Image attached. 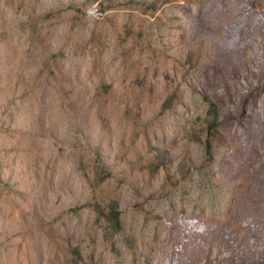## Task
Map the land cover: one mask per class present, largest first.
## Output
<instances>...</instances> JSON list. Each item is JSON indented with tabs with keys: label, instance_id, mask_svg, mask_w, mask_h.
<instances>
[{
	"label": "rangeland",
	"instance_id": "374dc122",
	"mask_svg": "<svg viewBox=\"0 0 264 264\" xmlns=\"http://www.w3.org/2000/svg\"><path fill=\"white\" fill-rule=\"evenodd\" d=\"M0 253L264 264V0H0Z\"/></svg>",
	"mask_w": 264,
	"mask_h": 264
},
{
	"label": "bare ground",
	"instance_id": "6f19581e",
	"mask_svg": "<svg viewBox=\"0 0 264 264\" xmlns=\"http://www.w3.org/2000/svg\"><path fill=\"white\" fill-rule=\"evenodd\" d=\"M1 260H2V259H1V253H0V263H1V264H4Z\"/></svg>",
	"mask_w": 264,
	"mask_h": 264
}]
</instances>
